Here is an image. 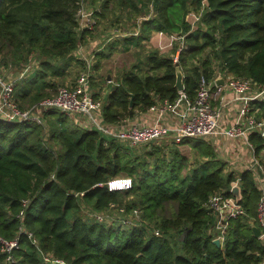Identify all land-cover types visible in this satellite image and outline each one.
I'll list each match as a JSON object with an SVG mask.
<instances>
[{"label": "trees", "instance_id": "1", "mask_svg": "<svg viewBox=\"0 0 264 264\" xmlns=\"http://www.w3.org/2000/svg\"><path fill=\"white\" fill-rule=\"evenodd\" d=\"M82 1L0 0V65L22 73L12 97L21 110L37 108L54 94L57 78L72 63L84 66L76 50L92 30L80 25ZM88 2L97 16L116 14L115 22L124 13L146 14L138 36L113 40L102 51L106 55L119 43L124 49L141 43L153 31L183 37L177 60L176 45L165 52H136L137 61L111 84L101 108L104 123H121L157 102L175 100L180 94L176 61L191 99L202 77L214 84L218 73L264 90V0ZM192 10L201 13L197 26L187 18ZM250 113L264 118V94L251 100ZM188 139L153 140L138 149L97 127H81L57 109L43 110L41 122L0 116V236L19 241L11 264H53L45 260L47 254L62 258V264L259 263L264 241L252 230V224L259 226L260 198L253 171L241 172L235 194L236 174L212 142L194 137L197 156L190 161L180 147ZM249 140L261 155L264 134L253 131ZM117 176L130 177L132 185L109 189L107 182ZM214 194L239 195L244 207L243 214L229 218L224 232L209 204ZM123 202L126 210L141 211V222L124 227L97 217Z\"/></svg>", "mask_w": 264, "mask_h": 264}, {"label": "built area", "instance_id": "2", "mask_svg": "<svg viewBox=\"0 0 264 264\" xmlns=\"http://www.w3.org/2000/svg\"><path fill=\"white\" fill-rule=\"evenodd\" d=\"M87 26L92 29V22ZM91 75V68L87 66L74 81L73 86L60 85L54 94L41 100L37 108L35 106L21 110L12 98L15 82L0 71V116L9 120L41 122V111L57 109L70 117L77 114L83 115L92 120L98 129L129 145H138L163 138L181 143L186 137H213L218 133H223L232 139L243 141L254 150L249 134L253 131L264 134V118L257 119L253 113H250L251 100L261 98L264 90L253 92L252 86L254 85L250 80L233 76L228 80L229 87L239 102V115L228 127L224 126L223 109L212 103V84L204 77L200 80L195 98L191 99L184 91H180L179 96L173 101L165 100L151 105L148 111L156 113L152 122L139 123L127 118L121 123L107 124L103 122L101 111L99 112L100 104L90 90ZM166 113L169 114L171 120L173 119V123L164 121ZM246 169L253 171L255 183L260 191L257 216L261 238L264 241V148L261 155L255 156ZM239 179L240 175H236L232 188L238 186ZM131 185L130 177L113 178L107 182L109 189L128 188ZM209 204L217 217V227L222 232L228 226L230 217L244 213L239 195L214 194L210 197ZM33 240L36 242L35 238ZM0 244L1 250L5 253L4 264L13 263L15 261L13 250L19 246L18 238L8 240L0 236ZM44 258L53 264L65 263L62 258L51 259L48 254ZM257 264H264V258Z\"/></svg>", "mask_w": 264, "mask_h": 264}, {"label": "rangeland", "instance_id": "3", "mask_svg": "<svg viewBox=\"0 0 264 264\" xmlns=\"http://www.w3.org/2000/svg\"><path fill=\"white\" fill-rule=\"evenodd\" d=\"M94 10L95 8L90 4V2H88V0H83L82 6L78 13L79 22L82 27L91 24V22L93 27L92 29H90L92 30V35L88 37V40L81 43L78 49L76 50V54H78V56H81L79 60L84 61V66H81L80 62H75L74 64L72 63L68 67L65 76L59 77L57 78V80L59 81V86L64 83L74 81L77 79L79 74L86 69L87 66H90L92 73L90 79V90L92 91L93 97L96 101L99 102L100 107L102 108L104 101L106 100V96L110 91L111 84L116 82L117 77L123 70L129 69L130 65L135 62L137 51L147 54L148 50L157 49L160 52H165L169 51L172 46L174 47L176 45L174 59L177 60L178 53L183 47V37H180L176 34H167L165 32L160 33L159 31H154L152 32L150 38L142 39L143 41H141V43H137V45L133 46L130 45L126 49L123 48L124 45L119 43L109 55H106L102 51L105 48H109L108 44L113 40L121 42L123 38H128L131 35L134 37L138 36L140 32V18H144L146 14H142L139 16L131 15L130 17L129 14L124 13L122 17L119 18V21L115 22L114 20L116 18V14H114L113 12H108L109 14L107 13V16H97L95 15ZM119 11L121 12L122 10L118 9L116 12ZM200 16L201 13H197L196 11L192 10L187 15V18L191 21L193 26H197ZM90 19L92 21H89ZM140 44H143V46H139ZM85 58L89 59V61H86ZM31 62L33 63V61ZM96 63H99L97 69L94 68V64ZM0 71H2L7 77L13 80V82H15L19 75L22 74L19 73V71H17L13 67H5L4 65H0ZM105 76L108 77L107 80H105ZM252 91L256 92L258 91V89L255 86H252ZM101 108L99 112L101 111ZM41 114L42 111L40 115ZM72 117L77 121V124L81 127H97V125L93 123L92 120L88 119L83 115L77 114ZM45 126L47 127V123L45 124ZM202 138L209 141L213 140L211 136ZM228 138L229 136H226L225 138V141L227 143H229L228 140L230 139ZM163 140L165 139L163 138L157 141L161 142ZM192 141H194V137H189L187 143L184 142L180 145L182 151L188 154L190 161H193L194 157L197 156L195 150L192 149ZM213 142V146L217 147L219 157L220 155L228 156L229 151L224 154L220 153V150L223 145L222 143L217 144L214 140ZM147 145H144V143H142L136 146H138V149H141ZM223 152H225L224 149ZM121 177L124 176H117L114 178ZM83 206L85 207L89 215L93 213L91 208L87 207V205ZM96 215L99 219L103 218L108 223L113 222L114 224H123L124 227H126L127 225L138 224L143 219L141 216V211L137 210V208L126 210L125 202H123L122 204H112L106 211L97 213ZM221 238L223 239V235L221 236ZM221 243L222 242H220V244Z\"/></svg>", "mask_w": 264, "mask_h": 264}, {"label": "crops", "instance_id": "4", "mask_svg": "<svg viewBox=\"0 0 264 264\" xmlns=\"http://www.w3.org/2000/svg\"><path fill=\"white\" fill-rule=\"evenodd\" d=\"M154 32V31H153ZM76 57L80 58L81 56H78L76 54ZM86 61H89V59L85 58ZM218 78H221L219 82H216ZM232 78V75L227 74L224 75L222 73H218L214 84L212 83V103L216 107H220L223 109L224 112V118L223 122L225 123V127H228L231 125L238 117L239 115V102L235 99L234 95L235 93L232 91V89L229 87L228 80ZM169 113V112H168ZM166 113L164 121H168L169 123H173V119L169 117V114ZM156 116V113L149 112L148 109L146 111L138 112L133 117L129 118L128 120H133L139 123H146V122H152L154 117ZM166 121V122H167ZM223 126V127H224ZM226 135L223 133H218L212 137L215 143H222V148L220 150V153L224 154L227 151L228 156H221L223 160H225L228 163L229 169H232L236 175H240L241 172L246 169L248 165L252 162V159L256 156L259 157L260 155H255L254 150L249 146L246 145L241 140H235L232 138H228L227 143L225 141ZM169 140L168 138H166ZM213 140H211L212 144H214ZM217 150V147H215ZM220 149V148H219ZM223 149L225 152H223ZM228 149V150H226ZM218 151V150H217Z\"/></svg>", "mask_w": 264, "mask_h": 264}, {"label": "water", "instance_id": "5", "mask_svg": "<svg viewBox=\"0 0 264 264\" xmlns=\"http://www.w3.org/2000/svg\"><path fill=\"white\" fill-rule=\"evenodd\" d=\"M175 73H176V86L178 88L179 91H183L184 89V84H183V78H184V74H183V71L182 69L180 68V65L179 63L176 61L175 62ZM221 78H218L216 80V82H219ZM131 102H132V96H131ZM232 191L235 193V194H238L239 191H238V186H234L232 188ZM252 230H253V234L256 236V237H261V229L259 226H257L256 224H252ZM213 242L215 244H217L218 246H220V238L219 237H215L213 239Z\"/></svg>", "mask_w": 264, "mask_h": 264}]
</instances>
